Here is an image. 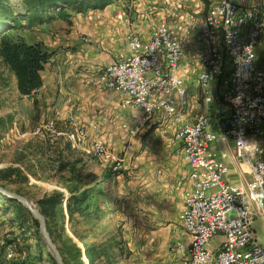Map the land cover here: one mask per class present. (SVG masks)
Listing matches in <instances>:
<instances>
[{"label":"built area","instance_id":"obj_1","mask_svg":"<svg viewBox=\"0 0 264 264\" xmlns=\"http://www.w3.org/2000/svg\"><path fill=\"white\" fill-rule=\"evenodd\" d=\"M209 5L197 25L204 46L196 79L206 103L219 99L229 107V114L217 121L219 132L209 129L206 112L189 118L190 97L180 72L184 48L164 19L148 37L129 31L128 51L99 68L98 84L121 91L124 106L142 110L140 118L132 115L122 123L130 134L155 114L176 128L191 165L192 187L179 215L189 241L177 244L181 254L175 264H264V248L250 226L251 204L264 214V66L256 60L260 41L264 47V0H210ZM36 132L63 135L73 146L110 161L114 169L124 167L103 139L90 138L84 124L71 121L61 130L53 120H44ZM216 140L231 142V155L250 174L245 184L223 179L226 152L212 149ZM217 234L220 239L211 245ZM24 243L19 227L0 233L4 262L26 260Z\"/></svg>","mask_w":264,"mask_h":264},{"label":"crops","instance_id":"obj_2","mask_svg":"<svg viewBox=\"0 0 264 264\" xmlns=\"http://www.w3.org/2000/svg\"><path fill=\"white\" fill-rule=\"evenodd\" d=\"M148 4H151L149 0L130 3L115 0L104 8L84 11L70 8L69 19L57 17L31 25L33 41H42L52 52L42 71L43 83L31 95H22L14 73L12 79L20 97L18 101L29 97L30 113H34L37 106L41 108L42 117H53L68 127L71 121L84 124L90 138L103 139L116 156L128 161L133 156L135 174L127 181L131 184L128 189L131 195H127L129 208L142 211L143 225L156 221L162 234L166 233L168 241L177 248L179 242L189 241L179 215L185 207V192L192 187V182L189 178L191 165L184 157L176 128L168 124L166 118L155 114L137 134H130L122 123L132 115L140 118L142 110L124 106L122 92L115 88L102 89L97 77L101 66L113 61L119 52L128 51L129 31L136 30L148 37L162 19L163 12L158 11L154 18ZM185 14L178 16L177 25L170 21L168 25L184 48L180 72L190 97L189 118L206 112L211 120L209 129L219 132L217 121L229 114V107L219 99L207 103L203 99L196 78L201 69L198 57L204 42L195 38L193 23L190 24ZM256 60L258 65L264 66L261 49L257 50ZM155 121L158 123L151 127ZM212 149L218 154L226 152L222 158L228 166L226 178L229 181L245 184L249 180L246 167L231 155V142L223 144L216 140ZM108 164L112 166L110 161ZM175 253L179 257L181 251L177 248L172 255Z\"/></svg>","mask_w":264,"mask_h":264},{"label":"rangeland","instance_id":"obj_3","mask_svg":"<svg viewBox=\"0 0 264 264\" xmlns=\"http://www.w3.org/2000/svg\"><path fill=\"white\" fill-rule=\"evenodd\" d=\"M10 1L14 4L21 2ZM131 1L133 0H123L124 3ZM149 2L153 17L155 18L157 16L155 13L161 11L164 15L162 19L170 21L171 24L177 25L178 16L186 13L190 24L193 23L191 27L195 38L202 40L197 25L210 6L204 0H149ZM33 30L30 25H25L16 31L28 41H33L30 37ZM257 49L264 50L261 41ZM19 98L15 91L12 72L0 60V118H3L0 120V171L8 166L19 168L13 176L0 179V183L7 189L25 195L36 204L45 194L63 192L68 195L72 189L93 187L90 190L89 201L97 202V205L106 212H101L99 217H95L94 214L78 216L74 221V227L71 228L66 201L63 202L57 209V221L54 225L58 244L67 246L76 242L83 246V241L77 236L79 233L85 235L87 241H106L115 244L113 261L108 263L107 257H104L99 264H175L180 256L172 254L177 248L168 241L166 233L162 234L160 225L156 224V221L152 225H143L140 218L142 211L129 208L127 203V195H131L128 192L131 184L127 181L135 174L133 156L129 161L122 159L125 167L117 170L108 162L73 146L63 135L53 136L45 132H36L37 126L44 120H53L61 130L69 127L53 117H42V114H39L41 108L37 106L34 113H30L29 97L22 99L21 102L18 101ZM157 123L155 121L150 125L152 127ZM121 157L123 158V155ZM63 162L66 165L62 167ZM223 179L233 183L226 178V173ZM95 207L96 205H93L87 211L90 212ZM14 210L9 200L0 194L1 234H5L7 230L14 232L18 229L19 226L12 220ZM250 211L251 229L257 242L264 248V214L259 213L253 204ZM26 224L28 232L24 234L23 247L28 252V258L34 260L36 250L42 248L43 258L36 259V264H51L48 253L50 250L45 240L35 239L36 222L29 220ZM220 237L219 234L213 236L211 245ZM0 264H5L2 250Z\"/></svg>","mask_w":264,"mask_h":264},{"label":"trees","instance_id":"obj_4","mask_svg":"<svg viewBox=\"0 0 264 264\" xmlns=\"http://www.w3.org/2000/svg\"><path fill=\"white\" fill-rule=\"evenodd\" d=\"M115 0H21L14 4L10 0H0V60L4 63L16 77L17 89L22 95H31L43 83L42 71L46 63L50 61L52 52L49 51L42 41H28L19 30L22 26H31L45 21H50L57 17L69 19V8L84 11L89 8H104ZM209 5V0H204ZM16 31V32H14ZM3 120V118H0ZM66 165L62 163V167ZM19 171L16 166H8L0 171V179H7ZM93 187L72 189L70 194L63 192H53L45 194L37 200L42 212L46 216L48 230L56 241L66 264H99L107 257L108 263L113 261V246L106 241H87L85 235L77 233L83 241V246L73 242L71 245L62 246L58 244V239L54 233V225L57 221V209L66 201L71 228L74 221L79 216L94 214L99 217L101 212H106L97 202L89 201L90 190ZM1 195H3L0 192ZM14 206L12 220L21 228L23 234L26 233V223L33 220L37 224L36 241H42L39 230V222L30 210L22 203L12 200L3 195ZM96 207L90 212L91 206ZM28 232V231H27ZM76 232V231H75ZM62 236V235H61ZM25 238V237H24ZM34 260L27 258L23 261H16L14 264H36V259L43 258L42 248L36 250ZM51 264H57L50 251ZM5 264H9L6 263Z\"/></svg>","mask_w":264,"mask_h":264},{"label":"water","instance_id":"obj_5","mask_svg":"<svg viewBox=\"0 0 264 264\" xmlns=\"http://www.w3.org/2000/svg\"><path fill=\"white\" fill-rule=\"evenodd\" d=\"M0 192L3 195L9 197L10 199L16 200V201L22 203L23 205H25L30 210L33 217L36 220H38L39 228H40V234L43 237V239L45 240V242L48 246V249L50 250V252L54 256L57 264H66L56 241L54 240V238L52 237L51 233L48 230L46 216L42 212L40 206L38 204H36L35 202H33L28 197H26L25 195H23L19 192L7 189L1 183H0Z\"/></svg>","mask_w":264,"mask_h":264}]
</instances>
